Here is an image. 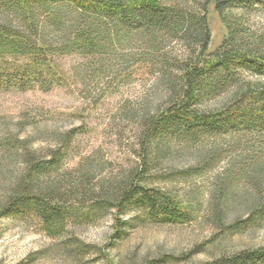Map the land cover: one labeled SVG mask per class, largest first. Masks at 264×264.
<instances>
[{
    "label": "rangeland",
    "instance_id": "374dc122",
    "mask_svg": "<svg viewBox=\"0 0 264 264\" xmlns=\"http://www.w3.org/2000/svg\"><path fill=\"white\" fill-rule=\"evenodd\" d=\"M208 20L212 52L227 29L213 5ZM245 20L249 32L264 34V8L249 9ZM68 34H45L46 58L0 55V264H207L264 246V133L240 127L189 139L145 136L147 121L169 104L163 73H178L186 42L165 41L150 55L134 35L70 51L75 34ZM240 74L264 83L263 75ZM227 94L200 108L219 107ZM52 149L59 168L34 176L33 185L53 191L63 208L55 234L35 213L1 215L28 174L25 156L43 160ZM132 177L179 201L187 217L158 222L137 206L119 215L107 195Z\"/></svg>",
    "mask_w": 264,
    "mask_h": 264
},
{
    "label": "trees",
    "instance_id": "16d2710c",
    "mask_svg": "<svg viewBox=\"0 0 264 264\" xmlns=\"http://www.w3.org/2000/svg\"><path fill=\"white\" fill-rule=\"evenodd\" d=\"M199 1L201 4L195 6L191 0H0V55L21 54L32 61L46 58L52 46L46 43L45 34L54 30L75 34L65 46L70 51L93 49L101 42L104 46L111 37L121 44L135 35L145 39L152 55L161 52L165 41H185L189 54L178 73L172 77L169 71L163 73L170 100L161 118L147 121V140H166L173 135L189 139L240 127L263 134L264 83L241 78L240 71L264 76V34L249 32L245 20L249 9L264 8V0ZM210 5L227 29L222 44L212 52ZM84 27L86 32L81 33ZM163 61L169 63L167 57ZM224 92L228 94L222 105L211 110L200 108L206 99ZM25 157L28 174L2 205L1 215L35 213L45 229L55 234L63 228V208L51 197L53 191L44 193L33 183L34 176L57 170L61 155L52 149L43 160H38L34 152ZM143 163L146 165V160ZM134 179L107 195L108 201H116L111 205L119 215L128 206H137L158 222H181L187 217L179 201ZM207 264H264V246Z\"/></svg>",
    "mask_w": 264,
    "mask_h": 264
}]
</instances>
